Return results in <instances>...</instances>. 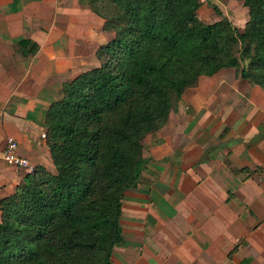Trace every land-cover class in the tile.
Listing matches in <instances>:
<instances>
[{
	"label": "crops",
	"instance_id": "crops-1",
	"mask_svg": "<svg viewBox=\"0 0 264 264\" xmlns=\"http://www.w3.org/2000/svg\"><path fill=\"white\" fill-rule=\"evenodd\" d=\"M105 21L80 0H0V140L55 172L45 118L65 83L98 68ZM40 47L23 58L20 40ZM112 264H264V90L224 69L186 90L144 140ZM27 170L0 152V201ZM1 218V211H0Z\"/></svg>",
	"mask_w": 264,
	"mask_h": 264
},
{
	"label": "trees",
	"instance_id": "trees-1",
	"mask_svg": "<svg viewBox=\"0 0 264 264\" xmlns=\"http://www.w3.org/2000/svg\"><path fill=\"white\" fill-rule=\"evenodd\" d=\"M111 36L100 66L65 83L46 113L55 172L38 166L0 201V264H112L123 201L146 167L144 140L186 90L224 69L264 90V0L241 32L200 17L201 0H80ZM23 58L40 47L20 40Z\"/></svg>",
	"mask_w": 264,
	"mask_h": 264
},
{
	"label": "rangeland",
	"instance_id": "rangeland-1",
	"mask_svg": "<svg viewBox=\"0 0 264 264\" xmlns=\"http://www.w3.org/2000/svg\"><path fill=\"white\" fill-rule=\"evenodd\" d=\"M201 2L203 3V7L199 14L205 23L211 24L221 19L211 7L212 5H215L219 7L224 16L232 21L237 29L241 32L244 30V27L249 20V15L243 2L236 0H201ZM110 38L111 36L108 35L109 40Z\"/></svg>",
	"mask_w": 264,
	"mask_h": 264
},
{
	"label": "built area",
	"instance_id": "built-area-1",
	"mask_svg": "<svg viewBox=\"0 0 264 264\" xmlns=\"http://www.w3.org/2000/svg\"><path fill=\"white\" fill-rule=\"evenodd\" d=\"M43 138H46V134L43 135ZM1 151H3L4 160L9 166L29 172L34 170L30 160L19 154V146L15 140L7 139L5 144L0 140V152Z\"/></svg>",
	"mask_w": 264,
	"mask_h": 264
}]
</instances>
